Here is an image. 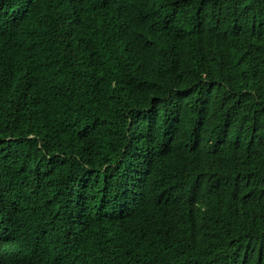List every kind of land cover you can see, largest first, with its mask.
<instances>
[{
    "label": "trees",
    "instance_id": "16d2710c",
    "mask_svg": "<svg viewBox=\"0 0 264 264\" xmlns=\"http://www.w3.org/2000/svg\"><path fill=\"white\" fill-rule=\"evenodd\" d=\"M0 264H264V0H0Z\"/></svg>",
    "mask_w": 264,
    "mask_h": 264
}]
</instances>
